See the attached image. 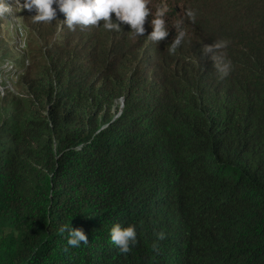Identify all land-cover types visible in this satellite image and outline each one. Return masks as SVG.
Returning <instances> with one entry per match:
<instances>
[{"label":"trees","instance_id":"16d2710c","mask_svg":"<svg viewBox=\"0 0 264 264\" xmlns=\"http://www.w3.org/2000/svg\"><path fill=\"white\" fill-rule=\"evenodd\" d=\"M150 1L167 6L163 41L151 15L141 37L62 22L57 97L0 120V264H264V0ZM218 39L223 80L201 53ZM115 222L136 228L127 254ZM61 226L89 243L67 248Z\"/></svg>","mask_w":264,"mask_h":264},{"label":"clouds","instance_id":"9594fccd","mask_svg":"<svg viewBox=\"0 0 264 264\" xmlns=\"http://www.w3.org/2000/svg\"><path fill=\"white\" fill-rule=\"evenodd\" d=\"M148 3L149 0H23L22 8L28 11L34 9L36 15L33 18L36 22L51 23L59 12L65 17L63 22L69 30H75L76 26L98 27V22L103 21L102 27L106 31L119 32L121 24H127L130 26V32L136 37L143 36L146 31L144 27L146 17L151 15L149 26L152 31L147 37L151 42L159 43L169 35L164 20L167 6L157 7L153 13L150 11ZM110 13L115 14L117 22H113ZM4 14H11V6L7 0H0V15ZM187 15L192 19L195 18V14L190 10ZM177 27L179 30L168 48L170 53H174L182 45L187 35L183 28L179 25ZM229 43V40L218 39L201 48V53L208 56L213 62V67L220 80L228 77L233 71V63L225 51ZM59 231L66 233L67 248H79L81 245L89 243L82 228L73 229L61 226ZM109 236L121 254H127L137 244L134 225L124 227L119 222H115L109 229ZM155 236L158 241L166 238L163 231L156 232ZM152 247L155 250L156 243H153Z\"/></svg>","mask_w":264,"mask_h":264},{"label":"rangeland","instance_id":"374dc122","mask_svg":"<svg viewBox=\"0 0 264 264\" xmlns=\"http://www.w3.org/2000/svg\"><path fill=\"white\" fill-rule=\"evenodd\" d=\"M7 3L11 14L0 15V120L13 105L42 116L49 107L50 97H57L52 84L58 78L56 57L48 49L65 39L67 28L62 24L65 17L57 12L51 23L36 22L35 10L23 9V0H7ZM148 6L152 10L159 7L150 0ZM122 102L121 99L114 102L115 114L123 108Z\"/></svg>","mask_w":264,"mask_h":264}]
</instances>
